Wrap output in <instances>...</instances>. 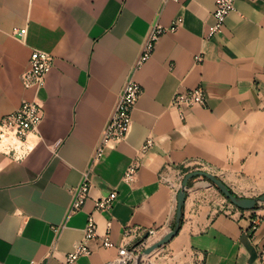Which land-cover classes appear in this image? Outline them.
Masks as SVG:
<instances>
[{
  "label": "crops",
  "instance_id": "1",
  "mask_svg": "<svg viewBox=\"0 0 264 264\" xmlns=\"http://www.w3.org/2000/svg\"><path fill=\"white\" fill-rule=\"evenodd\" d=\"M235 7L206 39L215 0H0V121L23 99L44 107L29 155L14 161L0 153V264H110L127 227L163 235L173 228L175 192L161 176L174 180L177 170L210 171L240 196L264 193V0H236ZM177 17L180 28L162 35L135 69L151 26ZM23 28V36L14 33ZM34 49L55 58L39 93L21 80ZM131 76L143 87L132 128L93 162ZM197 86L207 104L182 116L174 95ZM149 137L154 144L127 184L124 172ZM88 170L89 197L70 213L72 189ZM112 191L113 209L96 211L95 200ZM90 214L98 235L92 252L68 262ZM109 221L116 246L105 248L99 237ZM263 253L264 201L240 208L197 177L177 235L142 264H261Z\"/></svg>",
  "mask_w": 264,
  "mask_h": 264
},
{
  "label": "built area",
  "instance_id": "2",
  "mask_svg": "<svg viewBox=\"0 0 264 264\" xmlns=\"http://www.w3.org/2000/svg\"><path fill=\"white\" fill-rule=\"evenodd\" d=\"M236 0H215V9L212 13L213 22L208 26L205 34L206 39L214 38L220 33L225 25L226 19L231 12L235 10ZM183 23L182 17H177L169 26H163L159 22L154 23L143 44L142 51L135 63V69L142 66L153 55L156 45L162 35L177 31ZM26 28L15 29L14 33L24 35ZM197 61H202L203 56L198 55ZM55 62V58L49 52L34 49L31 53L28 67L21 75L22 84L26 89H33L39 93L46 85V80ZM143 93L142 85L131 76L124 84L120 92L115 107L110 118L102 131L101 137L92 157L96 162L105 153L108 147H113L124 141L133 124V112ZM207 95L202 86H197L186 91H179L174 95L173 105L185 115L188 108L196 105L206 106ZM44 118L43 104L36 99H23L20 106L4 115L0 121V153L6 155L14 161L25 159L32 151L33 146L30 139L35 135L36 130ZM154 140L149 137L140 147L135 159L128 165L124 172L123 180L127 184H132L136 180L139 168L141 166L142 156L153 146ZM186 173L180 170L176 171L175 179L170 180L163 174L161 180L169 183L175 192V201L177 194L181 189V184ZM90 170L84 173L83 180L72 189L73 202L70 213L80 211L89 197L91 188ZM117 191H112L107 196H102L95 200L96 211L109 212L113 209L117 200ZM111 224L108 222L106 234L99 237L103 247L111 248L116 246L111 239ZM165 235V234H164ZM159 229H146L141 231L137 227H127L124 232L123 244L119 246L117 257L110 264H131L143 250L164 236ZM98 238L97 223L93 214L87 218L84 227V237L75 244L74 250L68 255V262L77 260L82 255L91 254L89 242ZM261 264H264V253Z\"/></svg>",
  "mask_w": 264,
  "mask_h": 264
},
{
  "label": "water",
  "instance_id": "3",
  "mask_svg": "<svg viewBox=\"0 0 264 264\" xmlns=\"http://www.w3.org/2000/svg\"><path fill=\"white\" fill-rule=\"evenodd\" d=\"M194 177H204L211 181L233 204L240 208L254 209L258 203L264 201V193L261 194L259 197L254 198L244 197L236 194L220 177L210 171L202 169L189 171L185 174L181 184V189L177 194L176 217L173 228L168 231L164 236H162L159 240L154 242L152 245L146 247L143 252L140 253L135 259V261H133L131 264H142L144 256L150 254L152 251L159 248L160 246L168 243L177 235L181 225V219L183 217V207L187 196V190L189 189V182Z\"/></svg>",
  "mask_w": 264,
  "mask_h": 264
},
{
  "label": "trees",
  "instance_id": "4",
  "mask_svg": "<svg viewBox=\"0 0 264 264\" xmlns=\"http://www.w3.org/2000/svg\"><path fill=\"white\" fill-rule=\"evenodd\" d=\"M186 171V173L187 172H189V170H185ZM194 178H197V177H194ZM193 178V179H194ZM204 178V177H203ZM193 179H191L190 180V182H189V185L192 183V181H193ZM206 179V178H205ZM215 187L219 190V188L215 185ZM220 191V190H219ZM221 192V191H220ZM222 193V192H221ZM223 194V193H222ZM223 196L229 201V202H231L224 194H223ZM232 203V202H231ZM182 223H183V217H182V219H181V225H182ZM181 225H180V227H181ZM180 229V228H179Z\"/></svg>",
  "mask_w": 264,
  "mask_h": 264
},
{
  "label": "rangeland",
  "instance_id": "5",
  "mask_svg": "<svg viewBox=\"0 0 264 264\" xmlns=\"http://www.w3.org/2000/svg\"><path fill=\"white\" fill-rule=\"evenodd\" d=\"M149 259V258H148ZM149 261V260H148ZM147 263V262H146ZM148 264V263H147Z\"/></svg>",
  "mask_w": 264,
  "mask_h": 264
}]
</instances>
